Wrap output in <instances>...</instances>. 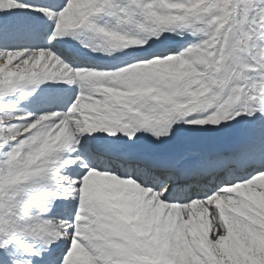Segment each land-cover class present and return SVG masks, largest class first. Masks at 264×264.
<instances>
[{
	"label": "snow or ice",
	"instance_id": "6c2138e0",
	"mask_svg": "<svg viewBox=\"0 0 264 264\" xmlns=\"http://www.w3.org/2000/svg\"><path fill=\"white\" fill-rule=\"evenodd\" d=\"M0 264H264V0H0Z\"/></svg>",
	"mask_w": 264,
	"mask_h": 264
}]
</instances>
